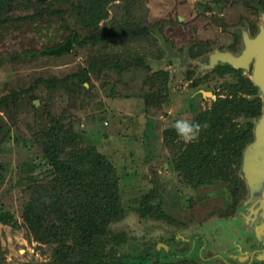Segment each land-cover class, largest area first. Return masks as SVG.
Returning a JSON list of instances; mask_svg holds the SVG:
<instances>
[{"label":"rangeland","instance_id":"obj_1","mask_svg":"<svg viewBox=\"0 0 264 264\" xmlns=\"http://www.w3.org/2000/svg\"><path fill=\"white\" fill-rule=\"evenodd\" d=\"M84 1L16 0L14 22L0 32V213L13 217L0 223V264L55 263L58 247L39 225L66 231L61 250L72 256L83 239L75 222L81 193L71 203L67 189L60 193L45 175L51 168L40 134L49 115L73 132L74 148L92 147L114 168L121 208L98 217L94 205L82 208L85 188L80 205L84 221L100 223L87 232L106 262L219 264L212 254L233 261L259 249L260 191L247 175L263 166L246 148L261 123L264 93L252 80L253 61L248 69L218 60L206 67L215 52L240 56L244 37L264 29V0ZM76 3L93 14L87 23L96 32L114 30L118 38L72 46L74 35L89 36L73 16ZM124 23L137 36L121 32ZM67 41L69 51L45 54ZM82 72L89 81L79 83ZM178 119L207 128L185 144L173 127ZM30 199L40 219L33 227L24 220Z\"/></svg>","mask_w":264,"mask_h":264},{"label":"trees","instance_id":"obj_2","mask_svg":"<svg viewBox=\"0 0 264 264\" xmlns=\"http://www.w3.org/2000/svg\"><path fill=\"white\" fill-rule=\"evenodd\" d=\"M95 1L96 0H86L84 1V6H92ZM15 4L16 0H0V32L4 30V27L9 25L6 24L9 19L14 22V12L11 13V9L12 7L14 8ZM77 4L78 3H76L74 8H72V12L74 13L73 16L77 21L76 23L80 25L82 29H88L87 31L89 32V36H86L81 41H78L79 36L74 35L73 38H69L72 46L75 43L77 44V42L78 46L80 47H84L86 45L96 46L97 44L100 45L106 43L107 41H113L114 39L118 38L114 35V30L109 31L108 34L106 33V30L101 31L99 29V32H96L95 29L97 25L89 26V24L87 23L90 16H92L93 14L88 15L90 11H80V4ZM81 25H85L87 28ZM123 27L125 29L121 27V32L127 30V35L137 36L135 29L132 28L133 25L124 23ZM54 47L56 48L58 47V45H55ZM105 63L106 59L102 57L100 65L104 66L103 64ZM81 77L82 80L80 82L79 78V83H82V81H89V78L87 77V75H85L84 72H82ZM165 79L166 77L164 78L163 85L165 83ZM61 82L58 81V83ZM152 97L153 96H150V99H152ZM3 106L6 107V102L1 103L0 101V108H3ZM48 118L50 122L49 127L46 130L41 131L40 134L44 147L43 159L47 162V166H50L51 168V170H46L45 175L46 178H52L51 181L55 183L60 193L67 189L68 197L66 194V197L64 196V199L68 198L69 202H77L75 201L74 195L72 194L76 192L81 193L82 201L78 203L79 209L78 213L76 214L75 222L80 226L79 236L83 239H81L80 243L74 244V248H71L72 250H74L73 256L69 255L64 250H61L60 243L66 240L68 233L65 231L60 235H55V233L52 231L53 229H55L54 226L39 225L40 219L37 213L38 204L31 199V201H28V203L25 205L24 220L32 227L39 225V228L42 230L43 235L48 239L50 238L52 240L51 244H54L58 247V249H55V263L53 264H139L138 262L141 261L142 258H136L138 259V261H133L132 263L127 258H121L116 261L106 262V256L102 253H97L98 247L92 241L94 234L91 235V233L88 234L87 232H93L91 225L98 228L100 223L97 222L96 219H91V223L87 220L84 221L86 215H84V213L81 211L83 209L80 208V205L85 201L83 195L87 196V193H84V188L88 190L90 194H88V199L84 203L82 208H87L94 205L95 209L92 211L98 212L96 213L98 217H112L113 214L121 208L118 197V182L112 164L105 156L98 153L92 147H83L82 149L74 148V143L77 140L73 132L70 131V129L67 128L59 119L50 115ZM234 156L238 157V154ZM37 189V194L41 198L44 197L42 195V190H40V188ZM39 190L41 191V193ZM53 191L52 193H49V196L46 199H44L45 201L48 200L47 203L52 200ZM46 208L47 206L45 205V209ZM12 222L13 217L11 214L4 211L0 213L1 224L11 225ZM69 224L70 223L65 225ZM55 225L57 226V224ZM64 230L67 229L64 227L63 231ZM86 233L88 235V238H86ZM85 241H88V243H91V245L87 246Z\"/></svg>","mask_w":264,"mask_h":264},{"label":"water","instance_id":"obj_3","mask_svg":"<svg viewBox=\"0 0 264 264\" xmlns=\"http://www.w3.org/2000/svg\"><path fill=\"white\" fill-rule=\"evenodd\" d=\"M180 21L182 20L180 19ZM243 44L244 51L240 56H234L230 53L216 52L213 55H209L210 62L208 63L209 65L206 68L213 67V65L217 63L213 62L218 60V62L222 61L225 63H229L235 69H248L249 64L253 61L254 63L252 70V80L254 84L259 87L264 93V79L259 80L264 76V29L261 28L259 33L254 38H248V36H245ZM69 50L70 42L67 41L64 46H61L56 50L46 52L45 54L59 56L62 52H67ZM195 63L201 66L203 65V63L201 64V62ZM254 137V142L246 148V151H250L251 153L254 152L257 155L258 160L262 163L263 169H254L253 165L255 164L254 162L256 161V159L253 162L245 161V167L253 166V173L250 175V177L249 175H247V172L246 175L248 176V181L250 182V184L255 188L254 191H260V199L257 202L258 207L254 211V213L255 215L260 213V218L264 221V104L261 123L255 128ZM254 236L257 242L255 246L259 247V249L249 251L240 259H234L233 261H231V259H227V256L226 259H223L222 256H216V254H212L211 258H214L215 261L219 264H254L256 262H264V222L255 227Z\"/></svg>","mask_w":264,"mask_h":264},{"label":"clouds","instance_id":"obj_4","mask_svg":"<svg viewBox=\"0 0 264 264\" xmlns=\"http://www.w3.org/2000/svg\"><path fill=\"white\" fill-rule=\"evenodd\" d=\"M178 138L185 144L198 141L201 131L207 128V124L189 121L187 119H178L173 125Z\"/></svg>","mask_w":264,"mask_h":264},{"label":"flooded vegetation","instance_id":"obj_5","mask_svg":"<svg viewBox=\"0 0 264 264\" xmlns=\"http://www.w3.org/2000/svg\"><path fill=\"white\" fill-rule=\"evenodd\" d=\"M224 70H226V69H224ZM227 71L228 70H226V73H227ZM226 73H224L223 75H225ZM244 88H245V90H242V91H246V90H248L249 88L247 87V85H246V82L244 83ZM223 92H225V91H223ZM251 128V127H250ZM153 263H158V262H153Z\"/></svg>","mask_w":264,"mask_h":264},{"label":"bare ground","instance_id":"obj_6","mask_svg":"<svg viewBox=\"0 0 264 264\" xmlns=\"http://www.w3.org/2000/svg\"><path fill=\"white\" fill-rule=\"evenodd\" d=\"M264 79V76L262 78H260L259 80H263Z\"/></svg>","mask_w":264,"mask_h":264}]
</instances>
